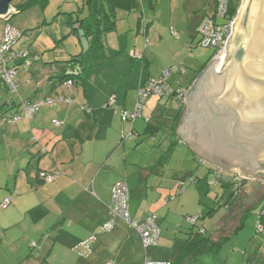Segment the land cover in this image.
Wrapping results in <instances>:
<instances>
[{
  "label": "crops",
  "instance_id": "obj_1",
  "mask_svg": "<svg viewBox=\"0 0 264 264\" xmlns=\"http://www.w3.org/2000/svg\"><path fill=\"white\" fill-rule=\"evenodd\" d=\"M73 1L55 0L51 9L49 0H32L11 18L22 32L15 49H30L32 60L18 69V88L13 96L16 106L9 112L19 110L22 100L52 98L55 103L42 105L30 119L0 124V204L11 197L6 208L0 205V264H47L54 260L60 264H141L146 256L176 263L185 239L177 236V228L186 221L182 216L198 215L204 227L202 217L210 204V193L205 182L208 176L201 172L174 168L172 175L163 172L165 151L161 155L158 140L163 136L161 114L165 113L170 123V134L162 137V144L169 141L172 146L174 142L168 137H173L188 149L179 151L182 156H197L210 166L226 168L198 155L178 135L184 103L169 98L162 105L160 98L149 97L142 108L149 125L142 116L133 123L124 120L122 110L133 109L138 87L179 62L190 66L183 67L182 73H172L168 80L173 87L188 91L210 57L194 52L186 56V51L192 48L201 19L214 12L216 0L176 3L166 19L160 18L153 3L147 17L143 0H129L128 9L112 8L106 0ZM110 17L114 21L108 27ZM74 73L79 77L71 76ZM67 78L74 80L70 87L64 85ZM112 94L116 104L106 106ZM59 96L71 101L58 100ZM7 97L0 81V113L8 110L3 105ZM53 119L61 123L54 124ZM147 137L158 145L145 143ZM176 149L167 146L166 151ZM41 172L52 178L46 179ZM179 172L187 177L201 173L203 177L187 190L190 183H186L179 192ZM118 180H125L128 188L131 218L155 214L161 228L159 246L144 249L139 232L119 217L109 231H101L109 217L112 186ZM231 193L229 188L224 190L223 204H233L242 197L240 193L233 200ZM93 233L97 237L89 252L81 255L80 248L74 250ZM173 233L176 235L171 238ZM204 234L213 241L211 233ZM39 236L41 242L35 245ZM28 247L37 251L27 253Z\"/></svg>",
  "mask_w": 264,
  "mask_h": 264
},
{
  "label": "water",
  "instance_id": "obj_2",
  "mask_svg": "<svg viewBox=\"0 0 264 264\" xmlns=\"http://www.w3.org/2000/svg\"><path fill=\"white\" fill-rule=\"evenodd\" d=\"M13 0H0L5 14ZM178 135L236 175L264 174V0H242L225 54L192 82Z\"/></svg>",
  "mask_w": 264,
  "mask_h": 264
},
{
  "label": "rangeland",
  "instance_id": "obj_3",
  "mask_svg": "<svg viewBox=\"0 0 264 264\" xmlns=\"http://www.w3.org/2000/svg\"><path fill=\"white\" fill-rule=\"evenodd\" d=\"M54 1L55 0H49V3L52 4L54 3ZM191 1L194 0H190L188 3H190ZM21 2L22 0H13L10 5L14 6L15 4H20ZM71 2L74 1L71 0ZM143 2L145 5V10L147 11V17L152 10L150 9L149 4L153 3L156 4L157 10H159L161 13L160 18L166 19L169 17V10L172 6H175L176 3L179 5H183L186 2V0H143ZM50 8L53 9L54 4H52ZM156 14H158V12ZM0 22L2 21L0 20ZM169 26L170 25H167L168 29ZM173 29L178 31L176 27H173ZM172 38L175 39L174 37ZM197 38L198 37L196 34L194 38L195 40H193L192 43V48L191 50L189 49L190 51L188 50L186 51V53L188 54L186 56H190V53L194 52L198 54V56H202V57L208 56V58L209 57L211 58L213 54V49L197 46L195 42ZM29 50L30 49H27V52L29 54V57L31 58ZM179 60L183 61L182 59ZM182 63L183 62H179L177 63L176 66L179 65H181V67L190 66L187 62L186 63L184 62L183 64ZM166 99L167 98H161L159 99V102H161L163 105ZM171 103H172L171 101L168 102L169 105H171ZM172 108L173 109L170 111L171 113H173L175 107ZM164 114H161L159 118V122L162 124L161 135L163 136H160L158 139L160 140L162 146L161 155H163L162 150L164 149L165 151V156L163 157V161H162V164L164 165L161 166L163 167L162 169L163 172H167L168 174L171 173L172 175V173L174 174V171L172 170L173 168L180 170L189 169V170H193L194 172L198 171L201 172L203 176L204 175L208 176V179L205 182L209 183L210 195L208 196V198L210 199V204H208L207 205L208 207L205 209V213L203 214L204 217H202L203 219L202 222L204 226L203 227L204 231L206 233L209 232L212 234L211 238L213 241H210L209 244L207 243L203 244V247L201 246L202 248L201 249L199 248V250L195 253L194 255L195 257L191 259V261H184L183 264H250V263L264 264V233L262 231L257 230V222L259 220V217L262 215V218L264 219L263 216L264 215V174L259 173V174H253L247 176L242 175L239 176L241 178H237V176H233L236 175L235 173L227 172L226 169L210 166V163L208 162L201 163L200 161L203 159L197 156L196 157L191 156L192 158H190L187 154H185V156H182V153L179 151H185V150L188 151V149L180 142L179 143L175 142V138L168 137L170 141L174 142L172 146L169 145V141L165 144H162L163 142L162 137L166 138L167 134H170V129H169L170 123L168 122ZM139 119L140 118H137L138 121ZM148 138L149 137H147L144 140L145 143L149 141V143L152 145L153 144L158 145L157 143L150 141V139ZM167 146H170V148L174 147L177 149L172 152L169 151L167 153L166 151ZM208 168H212L213 172H211ZM17 172H18L17 170L14 171V173L10 177L9 182L14 180ZM201 173H196L197 174L196 176L202 178L203 176L200 175ZM179 174H180V179H182L185 183L188 184L189 182L187 181L189 180V178L183 175L182 172L181 173L179 172ZM231 178L235 180L237 186H241L240 190L242 193V197L239 196L238 199L236 200L237 202L233 204H228V205L222 204L220 206L218 205L215 208L213 203V198L216 196V192L219 193V196H221L224 193V187H221L220 184L217 182L223 180L227 181L230 180ZM214 181L215 184L213 183ZM193 184L194 183L190 182V184L187 185L185 190H187L189 187H193L192 186ZM211 207H212L211 212L207 215V212ZM182 218L184 219L185 216H182ZM199 224H200V220H199ZM189 227L190 225L186 221H183L180 227L177 228L179 232L177 236L186 237V232H188ZM175 235L176 234L173 233L170 236L171 238H173ZM40 238L41 236L36 237L34 241L35 245L36 243L38 244L41 242ZM7 251L9 253L10 249H8ZM26 251L27 253L28 252L34 253L37 250H35L34 247L32 249H29L28 247ZM254 256L257 257L255 258ZM47 264H60V263L58 260H54V262H47Z\"/></svg>",
  "mask_w": 264,
  "mask_h": 264
},
{
  "label": "built area",
  "instance_id": "obj_4",
  "mask_svg": "<svg viewBox=\"0 0 264 264\" xmlns=\"http://www.w3.org/2000/svg\"><path fill=\"white\" fill-rule=\"evenodd\" d=\"M242 0H216V5L214 12L212 14L205 15L197 26L196 34V44L202 47L212 48L213 54L210 59L222 57L225 54V48L228 39L232 32L233 22L236 17L237 10L241 4ZM237 4L235 13H231V4ZM16 8L9 5L7 12L5 14H0V20L2 25L0 28V80L3 85L10 93H17L18 88V72L19 67L25 66L31 63V58L27 50L25 49H15V45L22 36V32L19 28L11 23V17L16 13ZM177 33L174 32V35ZM135 56H138L135 54ZM180 69L183 72V67L172 66L169 68H163L160 76L157 78H150L148 84L144 87L138 88L135 106L133 111H122V118L129 119L131 121L135 120L140 116L141 105L144 100L150 94H156L159 96L174 97L178 99L181 103H184V98L187 92L186 88L176 87L174 88L168 83V77L172 73ZM66 87L72 86V80L68 79L64 81ZM58 100H64L70 102L71 99L59 96ZM55 99L52 98H41L34 102H29L27 100H22L20 103V111L11 114L9 111H4L0 114V124L12 123L21 118H30L33 114L40 108L41 105H53ZM115 103L114 96H110L108 104ZM6 107L13 105L11 98L4 101ZM148 118H145L147 121ZM54 124H60L61 121L53 119ZM131 132L128 134L130 136ZM125 136V135H123ZM203 163V160H201ZM41 175L46 176V179H51L45 172H41ZM181 183V182H180ZM112 197L111 203L109 205V218L105 223L101 225V231H109L113 225L115 218L119 217L124 220V222L131 228L136 229L142 239L144 247L156 245L158 242V237L160 229L155 222V214L148 213L143 219H133L130 216L128 209L129 201V191L123 180L115 182L112 186ZM11 198L7 197L1 203L2 208H6L10 203ZM188 221L193 223L196 220L195 216H188ZM258 230H262L260 225H257ZM96 234L93 233L86 239L80 241L77 246L82 248L84 251L90 249L91 244L96 240ZM108 264H112L109 262ZM142 264H170L168 261H154L146 258Z\"/></svg>",
  "mask_w": 264,
  "mask_h": 264
},
{
  "label": "trees",
  "instance_id": "obj_5",
  "mask_svg": "<svg viewBox=\"0 0 264 264\" xmlns=\"http://www.w3.org/2000/svg\"><path fill=\"white\" fill-rule=\"evenodd\" d=\"M108 3H109V5H111V7L112 8H114L115 6H121V7H124V8H129V0H106ZM32 4V0H28V1H26V2H24V3H22V4H20L19 5V7L18 8H16V10L18 11V10H20L21 8H26V7H28V6H30ZM230 7H231V13H235V10H236V8H237V4H231L230 5ZM236 7V8H235ZM16 11V12H17ZM113 19L110 17L109 18V24H107V26L108 27H111V25L113 24ZM197 45V44H196ZM197 46H199V45H197ZM205 48H207V47H205ZM183 70H184V68H183ZM19 74V73H18ZM71 76H73V77H79V74H73V75H71ZM160 76V75H159ZM151 78H157V77H151ZM169 78V77H168ZM68 79H71L72 80V85L74 84V80L72 79V78H67L66 80H68ZM150 79V78H149ZM149 79H148V81H149ZM168 80V79H167ZM1 81V80H0ZM148 81H147V83L144 85V86H146L147 84H148ZM179 81H180V78H179ZM2 82V81H1ZM168 83L169 84H171L170 82H169V80H168ZM2 85H3V83H2ZM4 86V85H3ZM144 86H140V87H138V88H141V87H144ZM171 86H173L172 84H171ZM5 87V86H4ZM178 87H182V86H178ZM138 88L136 89V94H137V90H138ZM174 88H176V87H174ZM184 88V87H183ZM6 89V88H5ZM6 91H7V89H6ZM7 94H8V97H7V99L8 98H11V100L13 101V96L15 95V93H10V92H8L7 91ZM113 95V94H112ZM112 95H110V96H112ZM110 96L108 97V99H107V103H106V106H113V105H115L116 104V102L115 103H113V104H108V100H109V98H110ZM114 96V99H115V95H113ZM151 96H155V97H158V98H167V99H169V98H174V97H166V96H159V95H156V94H150L145 100H144V102L142 103V105H141V109H140V116H142V108H143V105H144V103H145V101L149 98V97H151ZM135 99H136V97H135ZM135 99H134V103H133V109L132 110H126V109H123L122 111H133L134 110V106H135ZM174 99H176V98H174ZM176 100H178V99H176ZM180 102V101H179ZM21 103V102H20ZM181 103V102H180ZM13 104H14V102H13ZM4 106H5V104H3ZM43 105H45V104H43ZM47 105V104H46ZM16 105H12V106H10V107H7V111H10V109H13V107H15ZM42 106V105H41ZM40 106V107H41ZM39 110V109H38ZM18 111H20V108H19V110H16V111H12V112H10L11 114H14V113H17ZM1 114V113H0ZM34 115V114H33ZM139 116V117H140ZM139 117H137V118H139ZM143 118H144V120H145V118H148V120L147 121H145L147 124L149 123V117H144V116H142ZM31 118V117H30ZM30 118H25L24 117V119H30ZM136 118V119H137ZM21 119H23V118H21ZM135 119V120H136ZM124 120H127V121H129V122H131V123H133L135 120H133V121H131V120H129V119H124ZM13 123V122H12ZM149 125V124H148ZM149 129V132H152V129L151 128H148ZM124 137V136H123ZM201 162V161H200ZM202 163V162H201ZM203 163H205V162H203ZM46 173V172H45ZM44 176V175H43ZM233 176H237V178H241V177H239L240 175H233ZM46 177V176H45ZM188 178H189V180L187 181V182H191V183H195L196 181H198V177H194V176H188ZM233 180V181H232ZM119 181V180H118ZM124 182H125V180H123ZM181 182V183H180ZM214 184H215V181L213 182ZM217 183H219L220 184V186L221 187H224V190L225 189H230L231 190V194H230V198L231 199H233L234 200V198H236L238 195H239V193H241V186H237L236 185V183H235V180L233 179V178H231L230 180H227V181H220V182H217ZM126 184V183H125ZM185 182L182 180V179H180V180H178V191L179 192H181V191H183L184 189H185ZM209 184V183H208ZM259 187V186H258ZM222 196V195H221ZM221 196H217V197H214L213 198V203H214V206H215V208L219 205H222L223 204V202H222V200H221ZM7 198V197H6ZM11 198V197H10ZM4 200V199H3ZM1 205V204H0ZM211 209H212V207L211 208H209V211L207 212V215L211 212ZM213 210H215V209H213ZM147 216V215H146ZM188 216H195L196 217V220H195V222H193V223H191V222H189L188 221V219H187V217ZM264 216V215H263ZM109 218V217H108ZM185 219H186V222L190 225V227H189V230H188V232H186V237H185V239H184V243H183V246H182V252H183V254L180 256V257H178V259H176V263H174V261H170V260H162V261H168L170 264H180L183 260H185V259H187L188 257H193L194 255H195V253L199 250V248L203 245V244H209V242L211 241L210 240V237H208V236H206L205 234H204V228L199 224V220H200V216H196V215H186L185 216ZM262 220V221H261ZM107 221V220H106ZM105 221V222H106ZM104 222V223H105ZM155 222H156V224L158 225V227H159V229H160V233H159V237H158V242H157V244L156 245H152V246H147V247H144L143 246V243H142V246H143V248L144 249H147L148 247H157V246H159V242H160V237H161V228H160V225H159V223L157 222V219L155 218ZM257 225H260L261 227H262V230H259V231H262L263 233H264V219L262 218V215L259 217V220H258V222H257ZM131 228V227H130ZM133 229V228H132ZM134 230H136V229H134ZM257 230H258V228H257ZM137 231V230H136ZM104 232V231H103ZM140 234V233H139ZM141 236V235H140ZM97 237V236H96ZM86 239V238H85ZM84 240V239H83ZM82 241V240H81ZM80 242V241H79ZM78 242V243H79ZM141 242H142V239H141ZM78 243L74 246V250H76L77 248H80L79 246H77L78 245ZM93 244V243H92ZM91 244V245H92ZM81 250H78V253L79 254H81V255H83L85 252L87 253V252H89L90 250H91V246H90V249L89 250H87V251H84L82 248H80ZM255 257V256H254ZM257 257V256H256ZM255 257V258H256ZM146 258H148V259H150L148 256H146L145 257V259ZM152 260V259H151ZM154 261H160V260H154ZM144 262V261H143ZM109 263V262H108ZM107 263V264H108ZM142 264V263H141ZM250 264H255V263H250Z\"/></svg>",
  "mask_w": 264,
  "mask_h": 264
}]
</instances>
